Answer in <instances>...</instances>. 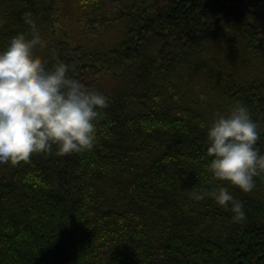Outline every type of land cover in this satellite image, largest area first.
Returning a JSON list of instances; mask_svg holds the SVG:
<instances>
[{"label":"trees","instance_id":"16d2710c","mask_svg":"<svg viewBox=\"0 0 264 264\" xmlns=\"http://www.w3.org/2000/svg\"><path fill=\"white\" fill-rule=\"evenodd\" d=\"M26 13L34 56L109 106L90 150L0 165V264H264V177L229 186L242 221L189 197L227 184L206 169L217 112L246 104L264 151V0H0V49Z\"/></svg>","mask_w":264,"mask_h":264},{"label":"clouds","instance_id":"9594fccd","mask_svg":"<svg viewBox=\"0 0 264 264\" xmlns=\"http://www.w3.org/2000/svg\"><path fill=\"white\" fill-rule=\"evenodd\" d=\"M23 23L29 38L12 36L0 49V165H17L54 150L60 156L90 150L109 106L108 96L82 85L69 74L68 64L58 61L49 67L45 59L34 56V50H43L46 44L30 14L24 15ZM207 133L210 181L227 184L195 186L189 197L211 198L229 209L235 221H242L244 204L229 186L250 193L256 178L264 177L259 122L246 104L237 101L227 112L216 113Z\"/></svg>","mask_w":264,"mask_h":264},{"label":"rangeland","instance_id":"374dc122","mask_svg":"<svg viewBox=\"0 0 264 264\" xmlns=\"http://www.w3.org/2000/svg\"><path fill=\"white\" fill-rule=\"evenodd\" d=\"M124 85V82L121 81L120 79H116V78H112V77H108L105 79L104 83H103V88L105 90H115L116 88H118L120 85ZM121 90H118V92Z\"/></svg>","mask_w":264,"mask_h":264},{"label":"bare ground","instance_id":"6f19581e","mask_svg":"<svg viewBox=\"0 0 264 264\" xmlns=\"http://www.w3.org/2000/svg\"><path fill=\"white\" fill-rule=\"evenodd\" d=\"M59 26V25H58ZM90 26V25H89ZM92 26V25H91ZM51 27H53V22H52V26ZM55 28V27H54ZM54 28H53V30H54ZM50 30V29H49ZM63 30H64V27H63ZM93 40V39H92ZM95 40V39H94Z\"/></svg>","mask_w":264,"mask_h":264}]
</instances>
